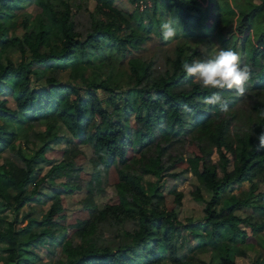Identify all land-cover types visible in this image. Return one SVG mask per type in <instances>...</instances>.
Listing matches in <instances>:
<instances>
[{
	"label": "trees",
	"instance_id": "trees-1",
	"mask_svg": "<svg viewBox=\"0 0 264 264\" xmlns=\"http://www.w3.org/2000/svg\"><path fill=\"white\" fill-rule=\"evenodd\" d=\"M84 1L88 20L79 31L69 0H0V54L12 51L20 56L18 61L8 57L0 69V156L12 150L0 163V255L6 258L0 264H35L39 258L36 250L47 240L64 256L61 264H129L137 254L146 257L145 263L155 264L160 262L158 255L149 254L158 247L166 253L163 264H238L236 257L247 249L257 253L252 264H264V192L254 194L255 179L264 177V148L256 139L264 131L260 116L264 110V29L248 58L255 67L251 69L250 92L257 100L238 111L235 90H224L221 95L228 110L222 112L218 105L203 102L215 90L201 88L182 70V63H191L193 54L180 57V46L171 64L158 73L150 64L139 68L135 58L129 59L131 73L126 79L121 81L123 73L114 70L117 52L137 48L148 38L149 29L146 34L138 28L145 15H157L153 24V19L149 22L153 29L159 25L167 0L139 13L115 7L113 0H93V6L90 0ZM16 2L37 8L34 15L29 14L36 24L10 39L2 29V19ZM194 3L176 0L174 4L184 5V20L190 17L197 23L199 15L190 10L199 13ZM262 7L264 0L253 10ZM56 34L58 41L54 40ZM94 55L100 58L97 65L107 64L97 68L105 75L80 77L84 64H90ZM76 63H80L77 68ZM59 68L68 70L67 79L60 80ZM41 77L43 84L28 86L31 79ZM125 84L129 90L139 91L137 107L128 94L123 96L128 91L122 86ZM4 86L12 89L14 107L1 97ZM40 122L42 129L33 136L42 137L44 143L34 152H24L22 146L15 149L22 129H32ZM61 128L70 135L64 148L55 149L61 158L54 161L48 142L67 138ZM75 143H87L92 149L87 159L92 172L85 185L80 173L83 153ZM180 144L188 147L186 157L182 152L172 153ZM214 149L218 163L211 159ZM167 161L190 171L197 184L211 192L204 200L202 220L182 224L176 220L182 191L156 188L149 193L143 189L141 176L163 175ZM45 165L49 166L43 172ZM103 174L112 178L114 191L99 205L95 198L105 193ZM57 178L62 179L56 182ZM244 182L249 184L248 192L242 191L236 199L228 197L229 191ZM30 185L34 193L29 194L26 189ZM82 188V207L69 221L64 195ZM194 197L201 199L197 187ZM48 201L50 207L42 220L26 215L28 221L20 224L22 206ZM242 207L251 212L236 213ZM7 209L10 216L3 215ZM108 221H131L136 227L125 233L126 240L109 239L102 230ZM183 230L188 232V241L209 252L207 259L198 256L196 249L190 257L180 252L179 246H184L177 238ZM150 245L152 251L148 252ZM257 246L263 252L257 251ZM42 264L54 263L46 260Z\"/></svg>",
	"mask_w": 264,
	"mask_h": 264
},
{
	"label": "rangeland",
	"instance_id": "rangeland-1",
	"mask_svg": "<svg viewBox=\"0 0 264 264\" xmlns=\"http://www.w3.org/2000/svg\"><path fill=\"white\" fill-rule=\"evenodd\" d=\"M70 7L76 18L78 24H80L79 31L83 30L87 23V16L85 12V1L84 0H69ZM115 0V4L117 7L125 9L127 12L136 11L137 13L144 12V10L148 8V10L153 7L154 4L160 6L161 0H142L143 7L140 8L139 0H124L120 1ZM176 0H167V4L162 11V19L159 22V25L156 28H152V24L154 23L157 15L154 18L148 17L145 15V18L142 19V26L139 25V29L141 32L148 34L149 36L143 42L140 43L139 47H132L131 50H125L122 53L117 52L116 57L114 58V70L123 73L124 80L131 73L130 70V58H135L138 61L139 68L142 65L150 64L151 70L158 73L160 72L166 65L171 64L172 60L176 57L177 47L180 46L183 51L180 57H185L189 54H193L192 61L201 57L202 54L212 55L220 48L224 49H232L240 54L241 57V65L248 64L251 69H255L253 64L248 61V58L252 55V44L255 43L260 36V32L264 29V7L259 8L258 10H253L256 5L261 3L262 0H193L195 1L194 5L198 10L197 13L195 10L190 9L191 13L199 15V22H191V18L187 17L184 20V16L186 13L183 12L184 5H175ZM93 1L90 0V6ZM177 3V2H176ZM16 5L7 9V15L2 19V26L4 33L10 39L15 36H21L22 33L27 30L33 28L36 23L32 22V18L30 15H34L37 12V8L34 6H19V3L16 2ZM172 5L171 8L169 6ZM126 6V7H123ZM160 12V10H157ZM254 14L251 16V13ZM182 13L181 17L178 15ZM30 14V15H29ZM183 16V17H182ZM168 18H172L177 23L174 24L176 28V35L171 40L165 41L162 37L160 25L163 20ZM244 18H247L248 21L245 22ZM251 18L250 24H248L249 19ZM28 19V20H27ZM150 19H153L152 24L149 22ZM52 30L56 29L55 27H51ZM60 38L56 34L54 37L55 41H58ZM7 56V57H6ZM12 58L15 61L20 59L18 53H14L12 51L2 52L0 54V69L6 65L7 58ZM124 58V59H122ZM100 61V58L97 55H94L91 58L90 64H84L80 77L84 79H89L92 77H101L105 75V72H100L98 66L107 67V64L97 65ZM264 63V61H262ZM80 63L75 64V68L79 67ZM109 68V67H108ZM142 69V68H141ZM58 72H60L59 77L60 80L67 79L68 70H62L59 68ZM43 77V76H42ZM41 80H33L29 82V87H35L40 84H43ZM125 90H128V98L135 105L138 106L137 98H139L138 90H129L128 85H122ZM5 87V86H4ZM250 82L245 85V93L243 95H239L235 92L236 103L234 107L237 108L238 111L242 109H248L251 103L257 100L255 94L250 92ZM6 90L1 92V97L7 100V104L9 106L14 107V99L12 97V89L9 87H5ZM117 92L120 89H116ZM119 99L120 95L116 96ZM144 111V110H143ZM134 112H132L129 116H133ZM43 122L36 123L32 125V129L29 127L22 129V134L17 139L16 145L22 146L24 152H34L38 149L43 143V139L40 136L34 138L33 132H38L42 129ZM62 126V125H61ZM63 127V126H62ZM67 138L50 140L48 142L47 150L49 154H51L54 158V161L60 160L61 156L56 154L55 149H62L66 145V141L70 133L65 131ZM50 147H54V149H50ZM75 147L82 151V159L84 162L82 163V171L81 177L83 179V184H86V180L90 178V173L92 172V165L88 163V158L91 156V146L87 143H75ZM187 145L180 144L176 148L173 149L172 153L176 154L177 151L182 152V154L186 157L188 153ZM10 154L12 150H9ZM6 150L0 156V163L2 159L9 154ZM16 152V150H15ZM9 154V155H10ZM230 157V155H229ZM211 159L214 163H218V152L214 149ZM79 161V160H78ZM167 168L164 171L163 175H143L140 178V183L143 189L149 193L153 192L156 188H159L163 192H167L168 190L175 188L176 190L182 191L183 197L181 200V204L175 208L176 220L179 223H186L188 220L197 221L203 219V206L204 200H208L211 197V192L203 187L202 185L197 184V180L195 176L190 171H184L181 166L174 164L172 161L166 162ZM49 165H45L43 168V172L47 171ZM228 166L231 168V162L228 163ZM221 170L219 169V174ZM42 174V173H41ZM41 174H39L36 179H38ZM48 179V177H46ZM62 178H57L56 182H59ZM102 184L101 188L105 189V193L103 195L96 196L95 201L97 204L102 205L106 202L107 198L113 194L114 188L112 187V178L103 174L102 175ZM257 190L255 193L264 192V177H257ZM199 188L201 191V199H196L194 197L195 189ZM249 184L244 182L240 188L233 189L229 191L228 197L232 199L238 198L242 193V191L248 192ZM27 193H34V186L30 185L26 189ZM85 193V188L79 189L73 193L64 195L66 201V217L70 221L72 217L75 215V211L82 207V199ZM9 195V194H8ZM32 195V194H31ZM64 196L62 197L64 200ZM51 201H48L45 205H41L40 203L33 204L28 203L22 206L19 209L18 219H21L20 224H25L28 221L26 215L36 217L38 220H42L45 217L46 212L50 207ZM12 210V208H10ZM10 210L3 212V215L10 216ZM251 212L250 209L246 207H242L236 211L239 215H245ZM136 227L134 222L131 221H119L113 222L108 221L105 222L102 226L103 234L109 239L115 240H126L128 237L125 235L127 232H132V230ZM264 232V229L262 230ZM187 233L183 230V234L181 238H177L178 244H182L184 248L180 247L181 253L190 257L192 253V249H196L195 253L207 259L209 252H205L200 249V247L196 244L195 241L187 240ZM204 237H202L203 239ZM77 240V239H76ZM259 252H263L262 248L257 246L255 248ZM39 258L35 262V264H42L44 261L49 260L54 264L64 263V256L61 255L57 248L52 244L50 240H47V243L37 250ZM148 252L152 251V245L148 247ZM186 253V254H185ZM1 254V251H0ZM256 251L253 249H247L244 255L237 256L235 261L238 264H252L253 259L256 256ZM158 255L160 262L155 264H163L166 262V253L162 247H158L154 253H150L149 256ZM135 257V256H134ZM5 257L0 255V263L5 261ZM137 260L144 261L145 263L146 257L141 254H137L134 260L129 261V264H139ZM158 260V261H159Z\"/></svg>",
	"mask_w": 264,
	"mask_h": 264
},
{
	"label": "clouds",
	"instance_id": "clouds-1",
	"mask_svg": "<svg viewBox=\"0 0 264 264\" xmlns=\"http://www.w3.org/2000/svg\"><path fill=\"white\" fill-rule=\"evenodd\" d=\"M176 23L172 18L161 22L160 30L165 41L175 37ZM182 70L201 88L215 90L211 95L204 97L203 102L207 105H218L222 112L228 110V105L221 93L224 90H235L237 94L243 95L245 85L251 78V68L248 64L241 65L240 54L224 48L210 56L202 54L191 63L183 62ZM260 116L264 118V110H261ZM256 139L259 141V147L264 148V131L256 135Z\"/></svg>",
	"mask_w": 264,
	"mask_h": 264
},
{
	"label": "crops",
	"instance_id": "crops-1",
	"mask_svg": "<svg viewBox=\"0 0 264 264\" xmlns=\"http://www.w3.org/2000/svg\"><path fill=\"white\" fill-rule=\"evenodd\" d=\"M93 1V0H92ZM120 1H124V0H119L118 2H120ZM116 2H117V0H116ZM91 5V4H90ZM113 5L115 6V7H117L116 6V4H115V0H113ZM123 7H126V6H123ZM118 8H120V7H118Z\"/></svg>",
	"mask_w": 264,
	"mask_h": 264
},
{
	"label": "built area",
	"instance_id": "built-area-1",
	"mask_svg": "<svg viewBox=\"0 0 264 264\" xmlns=\"http://www.w3.org/2000/svg\"><path fill=\"white\" fill-rule=\"evenodd\" d=\"M139 6H140V8H142L143 7V4H142V0H139Z\"/></svg>",
	"mask_w": 264,
	"mask_h": 264
}]
</instances>
